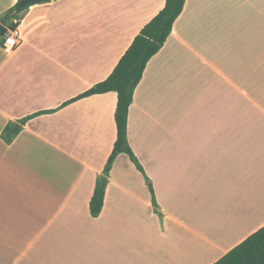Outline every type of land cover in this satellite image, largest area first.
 Listing matches in <instances>:
<instances>
[{"label": "crops", "instance_id": "crops-1", "mask_svg": "<svg viewBox=\"0 0 264 264\" xmlns=\"http://www.w3.org/2000/svg\"><path fill=\"white\" fill-rule=\"evenodd\" d=\"M165 1L53 0L16 16L15 52L0 41V264H215L264 227V0H186L129 111L158 208L124 154L91 216L117 94L62 106L109 77ZM17 5L0 0V23Z\"/></svg>", "mask_w": 264, "mask_h": 264}, {"label": "trees", "instance_id": "trees-1", "mask_svg": "<svg viewBox=\"0 0 264 264\" xmlns=\"http://www.w3.org/2000/svg\"><path fill=\"white\" fill-rule=\"evenodd\" d=\"M185 4L186 0H166L164 8L141 29L109 77L62 106H68L69 104L91 96L108 93L117 94V107L115 111L117 138L107 160L103 176L97 180L90 201V213L94 219H97L102 213L108 176L111 169L117 158L124 154L145 178L153 199V205L156 209L158 208L153 184L129 142V111L134 101L135 91L143 78L148 63L166 44L173 31L175 22L184 11ZM32 6L34 5H26L25 8L17 13L15 12L16 7L9 10L1 18L2 24L8 26L11 30L16 29L17 25L14 24L16 16L25 11L26 8L29 9ZM56 111H41L22 119L20 123L25 125L39 116L53 114ZM6 131L10 135L12 134L9 139L11 142L12 138L19 134L20 129L13 126L7 127L5 129ZM215 264H264V227L232 249L229 253H226Z\"/></svg>", "mask_w": 264, "mask_h": 264}, {"label": "built area", "instance_id": "built-area-1", "mask_svg": "<svg viewBox=\"0 0 264 264\" xmlns=\"http://www.w3.org/2000/svg\"><path fill=\"white\" fill-rule=\"evenodd\" d=\"M2 39V47L8 53L15 52L23 42L18 29H8L7 33Z\"/></svg>", "mask_w": 264, "mask_h": 264}, {"label": "water", "instance_id": "water-1", "mask_svg": "<svg viewBox=\"0 0 264 264\" xmlns=\"http://www.w3.org/2000/svg\"><path fill=\"white\" fill-rule=\"evenodd\" d=\"M53 0H19L18 5L15 8V12H19L21 9L25 8L26 5H40V4H50ZM8 27L0 23V39L4 37L7 33Z\"/></svg>", "mask_w": 264, "mask_h": 264}, {"label": "rangeland", "instance_id": "rangeland-1", "mask_svg": "<svg viewBox=\"0 0 264 264\" xmlns=\"http://www.w3.org/2000/svg\"><path fill=\"white\" fill-rule=\"evenodd\" d=\"M0 41H2V39L0 40ZM141 175V174H140ZM142 176V175H141Z\"/></svg>", "mask_w": 264, "mask_h": 264}]
</instances>
